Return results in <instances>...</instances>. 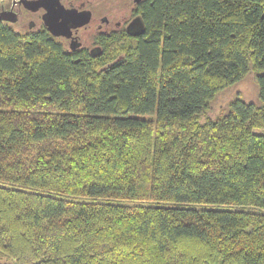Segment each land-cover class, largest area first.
<instances>
[{"label": "trees", "instance_id": "trees-1", "mask_svg": "<svg viewBox=\"0 0 264 264\" xmlns=\"http://www.w3.org/2000/svg\"><path fill=\"white\" fill-rule=\"evenodd\" d=\"M133 12L99 56L0 22V259L264 264V0Z\"/></svg>", "mask_w": 264, "mask_h": 264}, {"label": "flooded vegetation", "instance_id": "flooded-vegetation-1", "mask_svg": "<svg viewBox=\"0 0 264 264\" xmlns=\"http://www.w3.org/2000/svg\"><path fill=\"white\" fill-rule=\"evenodd\" d=\"M140 1L133 3L130 18L120 21L116 16V5L108 3L109 11L103 12V0H5L0 9L3 18L0 22L19 34L45 30L67 51H84L99 56L103 53V44L116 42L119 32H126L127 24L138 16L133 11ZM83 11L89 14L88 22L75 26L71 14L79 15ZM73 21H77L76 18ZM64 32L69 36L62 34Z\"/></svg>", "mask_w": 264, "mask_h": 264}, {"label": "rangeland", "instance_id": "rangeland-1", "mask_svg": "<svg viewBox=\"0 0 264 264\" xmlns=\"http://www.w3.org/2000/svg\"><path fill=\"white\" fill-rule=\"evenodd\" d=\"M5 0H0V9ZM107 1V2H106ZM117 6V18L120 21L128 20L130 18V10L133 7V0H103V12L109 11L110 4ZM235 98H240L246 102H259L258 85L256 81V72H250L244 78L235 83L225 87L217 92L211 102L210 116L214 117L220 114ZM259 131V130H256ZM0 264H5L4 260L0 259Z\"/></svg>", "mask_w": 264, "mask_h": 264}, {"label": "water", "instance_id": "water-1", "mask_svg": "<svg viewBox=\"0 0 264 264\" xmlns=\"http://www.w3.org/2000/svg\"><path fill=\"white\" fill-rule=\"evenodd\" d=\"M133 1L136 2L137 0H133ZM88 15H89L88 12L83 11L81 13L79 12V15L71 14L70 18H72V22L74 23L75 26H81V25L86 24L88 22V20H89ZM75 18L77 21H73ZM0 19H3V18L0 16ZM48 24L49 23H46L48 28H50ZM143 30H144V23H143L142 19L140 18V16H136L133 19H131L130 22L126 26V32L128 34H131V35H138V34L142 33ZM57 34H60V33H57ZM62 34H66V36H69L65 32ZM71 46H72V48H74L73 45H71ZM120 58H121V56L118 57V59H120Z\"/></svg>", "mask_w": 264, "mask_h": 264}]
</instances>
